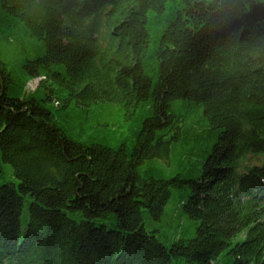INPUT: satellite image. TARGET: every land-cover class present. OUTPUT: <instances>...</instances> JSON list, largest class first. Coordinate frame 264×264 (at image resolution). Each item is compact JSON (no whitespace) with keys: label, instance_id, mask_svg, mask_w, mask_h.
<instances>
[{"label":"trees","instance_id":"obj_1","mask_svg":"<svg viewBox=\"0 0 264 264\" xmlns=\"http://www.w3.org/2000/svg\"><path fill=\"white\" fill-rule=\"evenodd\" d=\"M0 264H264V0H0Z\"/></svg>","mask_w":264,"mask_h":264},{"label":"rangeland","instance_id":"obj_2","mask_svg":"<svg viewBox=\"0 0 264 264\" xmlns=\"http://www.w3.org/2000/svg\"><path fill=\"white\" fill-rule=\"evenodd\" d=\"M37 82H38L37 79H36V80H32L31 82H29V84H28V88H29V89H34L35 86L37 85ZM168 209H169V205H167V207H166V210H168Z\"/></svg>","mask_w":264,"mask_h":264}]
</instances>
